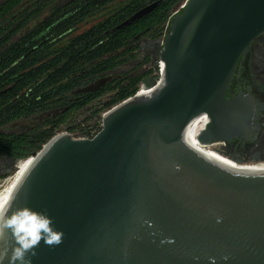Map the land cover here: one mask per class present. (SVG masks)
Returning a JSON list of instances; mask_svg holds the SVG:
<instances>
[{
  "label": "water",
  "instance_id": "water-1",
  "mask_svg": "<svg viewBox=\"0 0 264 264\" xmlns=\"http://www.w3.org/2000/svg\"><path fill=\"white\" fill-rule=\"evenodd\" d=\"M263 32L264 0H185L141 80L160 83L108 109L93 137L56 134L31 156L9 203L46 210L64 233L59 246L41 241L32 264H264V170L219 164L187 139L200 116L209 119L197 140L208 146L221 124L251 114L225 93Z\"/></svg>",
  "mask_w": 264,
  "mask_h": 264
},
{
  "label": "trees",
  "instance_id": "trees-1",
  "mask_svg": "<svg viewBox=\"0 0 264 264\" xmlns=\"http://www.w3.org/2000/svg\"><path fill=\"white\" fill-rule=\"evenodd\" d=\"M114 1L4 0L0 4V126L18 118L41 119L20 134L0 136V151L13 154L15 149L19 160L32 156L56 135L59 126L73 123L80 110L105 94L108 97L101 106L110 108L132 96L141 80L152 74L151 67L135 74L120 68L137 57L141 39L164 34L172 9L182 0H161L150 12L120 26L142 7L157 1L128 0L74 34L88 17ZM28 2L32 6L24 8ZM47 7L49 13L29 27L33 17ZM148 62L146 58L141 64ZM118 68L100 89L72 94Z\"/></svg>",
  "mask_w": 264,
  "mask_h": 264
},
{
  "label": "flooded vegetation",
  "instance_id": "flooded-vegetation-1",
  "mask_svg": "<svg viewBox=\"0 0 264 264\" xmlns=\"http://www.w3.org/2000/svg\"><path fill=\"white\" fill-rule=\"evenodd\" d=\"M68 1L70 0H67V2ZM2 3H4V0H0V4ZM154 40L155 39L146 37L141 39L139 50L144 51L145 54L142 53L140 57L123 63L120 70H123V65H129L133 62L137 64L136 69H139L144 65H146L145 68L150 67L147 64L150 63L151 58H153L157 53V43ZM146 58L149 59V62L141 64ZM144 69H140V72H142ZM118 70L119 68L106 72V74L102 77H111L109 80L111 81L112 77L116 75ZM225 94L229 99L238 97L239 100L248 105L247 109L251 114L241 118V120L233 124V126L229 127L228 125L221 124L217 131L219 138L211 143L212 147L228 155L229 158H234V161L252 162L260 159L264 160V32L259 34L251 42L250 47L240 57L234 71L233 79L230 82ZM33 117L34 116L29 118H18L0 126V136L3 135L7 137L11 136L12 134H20L22 130L31 128L32 126L27 128H17L15 123L22 119H31ZM208 119V117L203 119L205 124L207 123ZM35 125L36 124L33 126ZM200 127L201 129L203 128V126ZM16 152L17 151L15 149L13 150V154L0 151V181L5 179L6 175L12 172L15 167L17 168L19 159L16 156ZM211 152L220 157L215 158L220 159L225 163H235L230 160L231 158L229 159L228 157L222 156L221 154L212 150ZM215 161L225 165V163H221L218 160ZM242 165L245 164L235 165L231 168Z\"/></svg>",
  "mask_w": 264,
  "mask_h": 264
},
{
  "label": "clouds",
  "instance_id": "clouds-1",
  "mask_svg": "<svg viewBox=\"0 0 264 264\" xmlns=\"http://www.w3.org/2000/svg\"><path fill=\"white\" fill-rule=\"evenodd\" d=\"M64 233L54 226L47 211L0 203V264H32L41 241L48 247L59 246Z\"/></svg>",
  "mask_w": 264,
  "mask_h": 264
},
{
  "label": "rangeland",
  "instance_id": "rangeland-1",
  "mask_svg": "<svg viewBox=\"0 0 264 264\" xmlns=\"http://www.w3.org/2000/svg\"><path fill=\"white\" fill-rule=\"evenodd\" d=\"M126 1H128V0H115L112 4L106 6L102 11L96 13L94 16L88 17L83 23H81L79 25L77 31L74 34H77V33H80L82 31L86 30L87 28L92 26L97 21L103 19L109 12L114 10L119 5L125 3ZM182 1H184V0H182ZM31 6H32V3L28 2L27 4L24 5V8H27V7L29 8ZM49 11H50L49 7L45 8L42 12L38 13L35 17H33V19L30 21L28 26L31 27L34 24H36L38 21H40L42 18H44L49 13ZM156 48L158 49V45L156 46ZM142 53L145 54L144 51L139 50L136 58L140 57V55ZM147 65L151 66L150 63H148ZM136 66H137V64H135L134 62L129 64V65H123V70L125 71V73L135 74V73H139L140 69H144L146 67V65H144L141 68L136 69ZM134 69H136V70H134ZM107 97H108V95L105 94L102 96L100 101L95 102V103L89 105L88 107L80 110L73 117V119H74L73 123L70 122V124H63V125L59 126L56 130V134H61V133L79 134L81 132L80 129H86L87 126L94 123L102 113H104L106 110L111 108V107L106 108V107L101 106L103 101H105L107 99ZM39 118L40 117H38V116H34L31 119H22L15 124H16L17 128L18 127L27 128V127L33 126L34 124L38 125L41 122V119H39ZM74 124H77V125L74 126ZM252 162H254V163L255 162H264V160L260 159V160L252 161ZM252 162H243V164L252 163ZM13 172H14V170H12V172L8 173V175H6V177L9 176L10 174H12ZM3 180L0 181V184L2 183Z\"/></svg>",
  "mask_w": 264,
  "mask_h": 264
},
{
  "label": "bare ground",
  "instance_id": "bare-ground-1",
  "mask_svg": "<svg viewBox=\"0 0 264 264\" xmlns=\"http://www.w3.org/2000/svg\"><path fill=\"white\" fill-rule=\"evenodd\" d=\"M141 93H145V91H142ZM204 118H206V116H200V117L196 118L190 124V127L188 128V132H187V139L192 145H194V147L196 149H198L200 152L207 155L210 159L212 158V159L218 160L221 163H225L222 160L217 159V158H220L218 155L211 152V150L214 152H217V151L212 149L210 146L202 145L197 140V134L199 133V131H201L200 126L204 127V125H205V123L203 121ZM217 153H219V152H217ZM219 154H221V153H219ZM221 155L225 156L223 154H221ZM215 157H217V158H215ZM31 159H33V158L30 156V157H27L25 159L19 160L16 170H14V172L12 174L7 176L2 181V183L0 184V198H6L8 202L10 201L11 197L13 196V194L16 190L17 185L19 184V182L22 179L25 171L27 170V168L30 165ZM230 160H232L235 163H232V164L225 163V166L232 167L235 165L243 164L242 162H237V161H234L233 159H230ZM234 168L235 169H247V170H264V163H251V164H245V165L234 167Z\"/></svg>",
  "mask_w": 264,
  "mask_h": 264
},
{
  "label": "built area",
  "instance_id": "built-area-1",
  "mask_svg": "<svg viewBox=\"0 0 264 264\" xmlns=\"http://www.w3.org/2000/svg\"><path fill=\"white\" fill-rule=\"evenodd\" d=\"M184 3H185V0H184V1H181L179 4H177L176 7L172 9V11H171V13H170V15H169V18H170L174 13H176L178 10H180V9L184 6ZM169 18H168V19H169ZM166 25H167V24H166ZM161 74H162V66H161V63H159V72H158V76L161 77ZM159 83H160V80H156L155 83H154V86L151 87V88H147V89H145V88L141 85V83H140V85H139L137 91H136L133 95H135V94H139V93H141L142 91H145V93H147V92H149L150 90H152L154 87H156ZM106 111H107V110H106ZM106 111H105V112H106ZM105 112H104V113H105ZM104 113H102V114L97 118V120H96L94 123H92V125L89 127V129L87 130V132L79 133V134H71V135H72L74 138H91V137H93V136H94V135L100 130V128H101V126H102V116H103ZM208 146H210L212 149H214V148L212 147V145H208ZM214 150L228 157V155H226V154H224V153H222V152H220V151H218V150H216V149H214Z\"/></svg>",
  "mask_w": 264,
  "mask_h": 264
},
{
  "label": "snow or ice",
  "instance_id": "snow-or-ice-1",
  "mask_svg": "<svg viewBox=\"0 0 264 264\" xmlns=\"http://www.w3.org/2000/svg\"><path fill=\"white\" fill-rule=\"evenodd\" d=\"M5 201H7L6 198H0V203H3V202H5Z\"/></svg>",
  "mask_w": 264,
  "mask_h": 264
}]
</instances>
